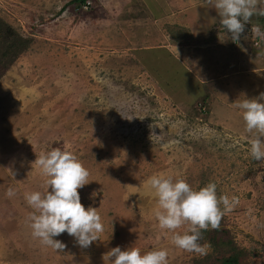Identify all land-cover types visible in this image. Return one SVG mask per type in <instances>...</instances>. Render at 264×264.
I'll use <instances>...</instances> for the list:
<instances>
[{
	"label": "rangeland",
	"instance_id": "obj_1",
	"mask_svg": "<svg viewBox=\"0 0 264 264\" xmlns=\"http://www.w3.org/2000/svg\"><path fill=\"white\" fill-rule=\"evenodd\" d=\"M74 1L0 0V52L10 33L25 46L0 73V264H109L117 246L167 249L168 264H264V159L234 107L264 102V16L233 41L208 0ZM53 148L90 173L80 201L104 231L87 248L65 232L56 251L29 227L24 195L47 179L33 163ZM156 174L229 198L219 227L202 231L206 254L157 227Z\"/></svg>",
	"mask_w": 264,
	"mask_h": 264
},
{
	"label": "clouds",
	"instance_id": "obj_2",
	"mask_svg": "<svg viewBox=\"0 0 264 264\" xmlns=\"http://www.w3.org/2000/svg\"><path fill=\"white\" fill-rule=\"evenodd\" d=\"M262 2L264 0H208L218 13L220 25L231 34L233 41L240 38L254 14L264 16V7H260ZM254 31L264 35L258 26ZM259 101H264V93L260 94ZM234 107L241 110L245 132L251 134V157L264 159V102L245 98ZM150 137L159 138V135L151 132ZM33 164L47 177L43 191H30L24 195L33 209L27 218L33 237L58 251L66 245L54 237L66 232L81 248L89 247L104 231L97 208L89 206L85 209L80 201L78 189L90 182L89 171L72 151L60 148L40 153ZM146 185L156 198L153 217L157 227L170 234L176 248L206 254L210 245L200 243L202 231L219 227L225 212L232 209L229 198L218 197L213 182L197 190L184 179L174 180L165 174L151 176ZM6 195L11 197L14 191L9 189ZM179 229L184 230L180 232ZM104 259L109 264H168V251L161 248L142 254L137 247L121 250L117 246L109 250Z\"/></svg>",
	"mask_w": 264,
	"mask_h": 264
},
{
	"label": "trees",
	"instance_id": "obj_3",
	"mask_svg": "<svg viewBox=\"0 0 264 264\" xmlns=\"http://www.w3.org/2000/svg\"><path fill=\"white\" fill-rule=\"evenodd\" d=\"M85 2H86L85 0H75L74 4L77 5V3H85ZM7 33H9V31H7ZM8 37H14V39H16L17 42H15L14 40H11L8 42L5 38H3L2 52H0V73L1 74H2V71L6 69V64L4 63L6 62L8 64L6 60H9L10 62L14 60L15 58H17L21 52L20 47H25L24 45H20L21 43L20 39L15 37L14 34L11 35L10 33ZM221 264H237V256L233 255L228 258H224L221 261Z\"/></svg>",
	"mask_w": 264,
	"mask_h": 264
},
{
	"label": "built area",
	"instance_id": "obj_4",
	"mask_svg": "<svg viewBox=\"0 0 264 264\" xmlns=\"http://www.w3.org/2000/svg\"><path fill=\"white\" fill-rule=\"evenodd\" d=\"M258 45V43L257 42H254V46H257Z\"/></svg>",
	"mask_w": 264,
	"mask_h": 264
}]
</instances>
